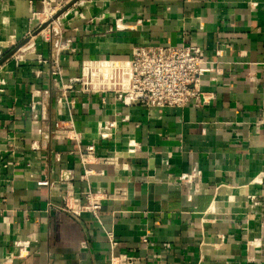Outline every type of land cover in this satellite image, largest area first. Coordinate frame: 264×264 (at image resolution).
<instances>
[{"label": "crops", "instance_id": "crops-1", "mask_svg": "<svg viewBox=\"0 0 264 264\" xmlns=\"http://www.w3.org/2000/svg\"><path fill=\"white\" fill-rule=\"evenodd\" d=\"M44 1L0 0V264H99L108 232L135 264H264V0H76L33 34ZM141 43L198 45L214 68L201 80L210 103L124 106L80 86L67 92L73 107L57 102L42 60L58 52L66 81L83 61L127 60ZM70 120L79 142L53 134ZM106 120L117 128L102 139ZM114 152L117 167L100 161ZM67 182L126 187L127 199H103L99 221L76 218L56 208Z\"/></svg>", "mask_w": 264, "mask_h": 264}, {"label": "built area", "instance_id": "built-area-1", "mask_svg": "<svg viewBox=\"0 0 264 264\" xmlns=\"http://www.w3.org/2000/svg\"><path fill=\"white\" fill-rule=\"evenodd\" d=\"M50 0L44 1V6L50 5ZM68 1H65V5ZM61 0L53 8V12L61 7ZM62 5V6H63ZM51 66V74L54 85L60 91L57 97L58 103H64L73 107V101L67 100V92L81 87L82 92L101 94V99L112 95L116 101L124 106L138 105L148 109H162L164 107H183L188 104L203 106L210 103L212 94L201 89L202 77L207 72L214 70L211 66L204 65L202 49L198 45L181 43L178 45H151L141 43L133 47L131 57L127 60L97 59L83 61L79 76L70 77L66 81L62 79V70L58 52L49 60H42ZM117 128L115 120H106L98 123L97 134L99 138L112 137ZM75 124L70 120L66 127H55L53 134L57 138L76 140L79 135ZM126 155L134 152L135 144L128 143ZM87 152H93L94 146L88 145ZM12 155L10 152L8 156ZM121 154L114 152L111 156L99 157L101 162L118 166L117 159ZM80 161L85 162V156L80 155ZM90 170L84 169V176ZM191 176L182 175L186 181H191ZM262 177H259L261 181ZM38 185L53 186L47 180L37 181ZM103 199L125 200L127 199L126 187H113L104 193H97L92 189H75L71 182H67L66 191L61 198V205L56 207L72 216L79 218L83 213H89L99 221V210ZM47 208H53L51 202ZM108 253L107 260L99 264H135L139 260L137 256L127 255L116 251L117 241L114 235L107 233ZM147 243V237L142 238ZM29 241H16L13 247L16 255L22 257L28 253ZM248 247V242H247ZM253 254V253H249Z\"/></svg>", "mask_w": 264, "mask_h": 264}, {"label": "water", "instance_id": "water-1", "mask_svg": "<svg viewBox=\"0 0 264 264\" xmlns=\"http://www.w3.org/2000/svg\"><path fill=\"white\" fill-rule=\"evenodd\" d=\"M76 0H70L69 2H67L61 9H59L58 11L55 12V14L53 16H51L47 21H45L43 24H41L38 29H36L34 31L33 34L43 30L45 27L49 26V24L55 19L57 18L63 11H65L71 4H73ZM28 39H24L21 42H19L9 53L7 56H10L11 54H13L17 49H19Z\"/></svg>", "mask_w": 264, "mask_h": 264}, {"label": "rangeland", "instance_id": "rangeland-1", "mask_svg": "<svg viewBox=\"0 0 264 264\" xmlns=\"http://www.w3.org/2000/svg\"><path fill=\"white\" fill-rule=\"evenodd\" d=\"M60 0H52V1H49V3H50V5H47V8L48 9H53L54 7H55V5L57 4V2H59ZM65 1H68V0H61V7H62V5L64 4V2ZM70 1V0H69ZM60 7V8H61ZM54 10H52V14L51 15H49L50 17L51 16H53L54 14H55V12H53ZM57 11V10H56ZM49 16H46L44 13H42V14H40V15H38V16H36V18H35V21L37 22V24L38 23H40V21H47L50 17ZM41 17V18H40ZM41 24H38V27L40 26ZM29 32V35H31V33H30V30L28 31ZM28 35V36H29Z\"/></svg>", "mask_w": 264, "mask_h": 264}, {"label": "bare ground", "instance_id": "bare-ground-1", "mask_svg": "<svg viewBox=\"0 0 264 264\" xmlns=\"http://www.w3.org/2000/svg\"><path fill=\"white\" fill-rule=\"evenodd\" d=\"M42 13H44L46 16H49V15H51L52 14V10H50V9H48L46 12H42ZM41 13V14H42ZM50 17V16H49ZM41 18V17H40ZM31 36V35H30ZM0 43L1 44H4L5 42H3V41H0ZM262 174V173H261ZM259 176V175H258ZM263 176V175H262ZM260 241V240H259ZM249 244L251 245V247H252V250L255 248V247H257V246H259L260 244H259V242H258V240H257V238H253V239H251V240H249Z\"/></svg>", "mask_w": 264, "mask_h": 264}]
</instances>
